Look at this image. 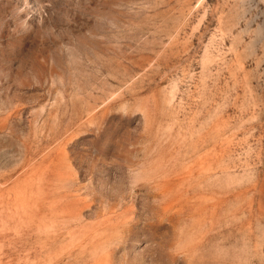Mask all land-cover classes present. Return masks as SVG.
Returning <instances> with one entry per match:
<instances>
[{"label":"rangeland","instance_id":"1","mask_svg":"<svg viewBox=\"0 0 264 264\" xmlns=\"http://www.w3.org/2000/svg\"><path fill=\"white\" fill-rule=\"evenodd\" d=\"M0 264H264V0H0Z\"/></svg>","mask_w":264,"mask_h":264}]
</instances>
